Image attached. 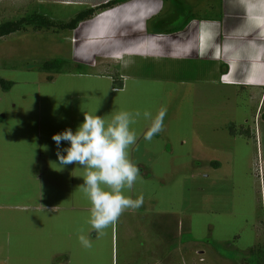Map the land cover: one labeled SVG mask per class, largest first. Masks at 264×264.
I'll list each match as a JSON object with an SVG mask.
<instances>
[{
  "label": "rangeland",
  "instance_id": "rangeland-1",
  "mask_svg": "<svg viewBox=\"0 0 264 264\" xmlns=\"http://www.w3.org/2000/svg\"><path fill=\"white\" fill-rule=\"evenodd\" d=\"M183 2L161 0L169 26L191 13L193 6ZM39 7L37 0H0V21L35 9L57 20L75 14ZM84 36L31 24L0 38V264H51L49 248L42 261L33 246L59 241L60 233L51 229L65 209L74 216L67 222L71 241L80 243V234L90 239L95 232L87 223L91 203L79 189L82 166L53 169L52 163L59 164L54 134L68 128L75 133L85 113L111 120L122 110H147L154 118L161 107L167 108L163 130L151 142L144 139L150 120L141 116L131 125L138 138L129 159L140 174L124 194L132 199L142 194L144 202L125 210L96 239L104 245L106 264H112V254H119L122 264L125 248H152L160 257L166 244L177 263L186 258L201 259L197 264H264V148L258 149L254 119L247 123L235 101L219 99L221 85L211 81L203 61L136 53L117 59L113 53L124 48ZM129 40L123 37L122 45ZM53 59L70 65L64 72L45 70ZM4 81L13 82L11 89ZM249 126L253 135H237ZM69 146L61 142L62 155Z\"/></svg>",
  "mask_w": 264,
  "mask_h": 264
},
{
  "label": "crops",
  "instance_id": "crops-1",
  "mask_svg": "<svg viewBox=\"0 0 264 264\" xmlns=\"http://www.w3.org/2000/svg\"><path fill=\"white\" fill-rule=\"evenodd\" d=\"M37 1L38 9L65 8L76 14L82 9L95 8L111 0ZM185 1L179 0L183 4H190L188 0ZM191 6V13L180 24L169 26L170 20L162 17L160 12L161 0H130L82 22L72 31L84 33L83 40L97 41L104 46L112 44L117 46L114 48L117 51L124 48L113 53L112 56L117 59L126 53H136L150 58L197 59L207 63L211 81L221 85L219 99L235 101L234 104L245 111L247 123L254 119V137L259 151L263 153L264 0H195ZM154 23H161L165 27L157 28ZM125 26H132L130 32L122 30ZM138 33L143 38H136ZM126 35L130 36V43L126 42L128 44L124 46L122 38ZM247 130L253 135L251 126ZM237 135L247 136L244 133ZM262 161L264 163V156ZM73 218V213L66 209L56 216L57 225L52 227L51 232L60 233L59 241L49 245L34 244L37 257L44 261L45 250L49 248L51 264H106L105 248L104 245L100 247L102 243L96 242L99 237L96 232L89 239L91 249L71 241L74 235L72 229H68L67 222H73ZM167 246H162V251L164 247L167 251L160 257L155 256L152 248H144L143 252L125 248L122 264H197L201 261L181 258L177 263V260H171ZM112 256L111 263L120 264L119 254Z\"/></svg>",
  "mask_w": 264,
  "mask_h": 264
},
{
  "label": "clouds",
  "instance_id": "clouds-1",
  "mask_svg": "<svg viewBox=\"0 0 264 264\" xmlns=\"http://www.w3.org/2000/svg\"><path fill=\"white\" fill-rule=\"evenodd\" d=\"M166 113V107H161L154 118L147 110L143 113L139 110H122L114 114L111 120L85 113L84 121L75 133L68 128L52 136L57 145L59 161V164L52 163L56 166L53 169L62 171L65 166L78 163L84 170L81 176L84 183L79 189L91 203L87 223L99 236L104 235V230L109 226H114L125 210L139 209L144 202L142 194L136 199L124 194L133 188L140 174L139 167L129 159V149L138 138L131 125L136 124L141 116L150 120L144 139L151 142L163 130ZM62 141L70 142L69 147L62 149L67 155L61 154ZM78 239L84 248H92L91 241L85 235L80 234Z\"/></svg>",
  "mask_w": 264,
  "mask_h": 264
},
{
  "label": "trees",
  "instance_id": "trees-1",
  "mask_svg": "<svg viewBox=\"0 0 264 264\" xmlns=\"http://www.w3.org/2000/svg\"><path fill=\"white\" fill-rule=\"evenodd\" d=\"M130 0H111L105 4H102L95 8H85L81 11L77 12L72 18L69 20H60L54 19L50 16H47L43 13L37 12L38 10H34L32 13L27 14L26 16L20 17L18 19L12 20H3L0 21V38L5 36H9L13 33L21 31L26 28L27 25H35L37 28H57L61 30H75L79 27L82 22L92 20L101 12L114 8L117 5L123 4ZM70 65V61L65 59H53L46 61L44 64L45 70H56L58 72H64V68ZM83 64L78 63V66H82ZM121 85H124L122 81H119ZM3 87L9 90L13 86L12 81H4L2 82ZM123 87V86H122ZM122 87H115L116 89H120ZM240 133H244L247 136H251L249 134V130L241 131ZM219 164V163H218Z\"/></svg>",
  "mask_w": 264,
  "mask_h": 264
},
{
  "label": "bare ground",
  "instance_id": "bare-ground-1",
  "mask_svg": "<svg viewBox=\"0 0 264 264\" xmlns=\"http://www.w3.org/2000/svg\"><path fill=\"white\" fill-rule=\"evenodd\" d=\"M34 112V111H33Z\"/></svg>",
  "mask_w": 264,
  "mask_h": 264
}]
</instances>
